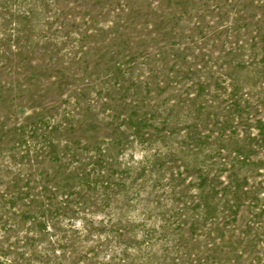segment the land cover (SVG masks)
Instances as JSON below:
<instances>
[{
  "label": "rangeland",
  "instance_id": "1",
  "mask_svg": "<svg viewBox=\"0 0 264 264\" xmlns=\"http://www.w3.org/2000/svg\"><path fill=\"white\" fill-rule=\"evenodd\" d=\"M0 264H264V0H0Z\"/></svg>",
  "mask_w": 264,
  "mask_h": 264
}]
</instances>
